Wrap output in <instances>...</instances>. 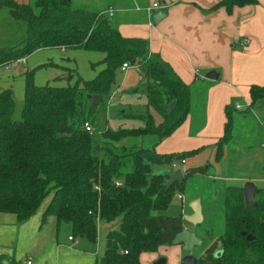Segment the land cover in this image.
I'll list each match as a JSON object with an SVG mask.
<instances>
[{"label": "trees", "instance_id": "1", "mask_svg": "<svg viewBox=\"0 0 264 264\" xmlns=\"http://www.w3.org/2000/svg\"><path fill=\"white\" fill-rule=\"evenodd\" d=\"M255 2L220 0L213 8L224 7L231 12L235 6ZM0 7L26 23L22 45L0 47V67H12L46 47L104 54V66L94 78L85 80L77 75L73 84L65 86L34 83L35 69L45 64L26 71L20 119L13 118V91L0 90V212L13 213L22 223L51 195L42 222L54 217L58 224L69 223L73 236L91 242L97 239L99 224H111L97 264H142V252L171 245L185 228L181 214L163 212L175 193L183 192L185 180L205 172V167L186 168L183 182L167 189L170 173L155 172L152 166L171 167L172 162L199 150L158 154L142 145L118 143L126 136L155 135L158 141L169 136L190 110L189 85L158 54L149 51L145 39L122 36L101 12L73 7L71 0H35L33 5L0 0ZM124 62L137 65L147 79V102L141 109H123L117 114L140 119L142 125L105 128L100 133L86 131L83 122L93 118L98 106L108 99ZM94 95H101L103 100L92 109ZM249 96L251 108L264 100V85H251ZM172 101L169 112L161 108ZM151 108L161 115V123L155 122ZM230 109L225 107L224 133L215 144V161L221 159L231 137ZM195 264H264V187L255 189L250 204L245 201L244 187L225 188L223 231L196 257Z\"/></svg>", "mask_w": 264, "mask_h": 264}, {"label": "crops", "instance_id": "2", "mask_svg": "<svg viewBox=\"0 0 264 264\" xmlns=\"http://www.w3.org/2000/svg\"><path fill=\"white\" fill-rule=\"evenodd\" d=\"M15 1L28 3L27 0ZM156 1L165 5L166 15L157 24H153L151 15L135 10V6L144 7ZM219 1L71 0L73 7L92 12L115 9L108 19L122 36L145 39L149 51L158 54L172 67L178 77L188 84L189 88L191 87L190 100L192 86L197 85L195 91L198 95L204 94L202 114L196 117L189 110L184 121L169 136L155 141L152 149L158 154L199 150L195 155L186 158V163L188 162L186 165L191 166H185V169L203 166L205 173L213 163L198 165L191 162L199 161L207 147L216 155L215 144L224 133L225 107L231 106L233 120L234 111L245 117L246 113L258 106V102L264 101L258 100L248 112L246 109L235 108L237 103L242 105L250 103L251 85H264V0L235 6L231 12L224 7L213 8ZM22 62H25V58H22L19 64ZM19 64L10 68L2 67L8 72L11 68H16V72H13L16 75H11L10 81L28 71ZM210 71L217 73L218 77L207 78L206 74ZM138 78L139 81L143 78L141 72ZM2 85L0 80V87H3ZM121 88L120 85L117 86V94L120 93ZM133 97L127 98L123 93L117 98L115 96L119 100V106L125 103L145 105L147 102V98L145 100L141 98L138 102ZM150 113L154 118L156 115L154 119L156 123L162 122V117L154 109L151 108ZM114 120L123 128H136L142 125L140 120H130V123L129 120ZM233 144L231 140L226 145L230 149ZM227 151L224 147L222 159ZM245 183L252 182L245 181ZM246 184L237 186L244 187ZM254 187L263 186L254 185ZM49 199L22 223L17 221L15 214L0 212V264H13V261L14 264H26L29 259L30 264H97L98 259L103 255L105 242L101 241L93 250L81 249L79 246H85L86 242L91 241L84 237L73 236L69 223L58 224L54 217L42 222V215ZM60 226L68 232L66 237L60 236ZM110 226L111 224L101 223L100 227L105 228L104 236ZM185 227L195 230L194 227ZM97 240L98 235L96 241L91 243L95 244ZM165 246H159L158 252H145L146 256L150 254V258L155 261L160 252L164 255L167 250L175 251L177 254L183 251L181 245ZM143 254L144 252L140 254V259ZM180 258L179 264H182Z\"/></svg>", "mask_w": 264, "mask_h": 264}, {"label": "rangeland", "instance_id": "3", "mask_svg": "<svg viewBox=\"0 0 264 264\" xmlns=\"http://www.w3.org/2000/svg\"><path fill=\"white\" fill-rule=\"evenodd\" d=\"M34 1L35 0H27V2H30L32 5ZM25 38L26 23L23 20L14 19L7 8L0 7V47L22 45ZM103 57L104 54L100 51L84 50L80 48H68L62 51L59 47H46L35 50L31 54L25 56V62L20 64L24 69L28 70L45 64L35 69L32 79L36 85L50 83L52 85L65 86L67 84H73L77 75L85 80L94 78L104 66L102 63ZM15 69L16 68H11L10 72H8L5 68L0 67V80L3 84V87L0 88H12L15 102L13 118L20 119L24 98L25 79L23 73L21 77L17 75L14 80L10 81L11 75H16L13 73L16 72ZM140 72L141 69L137 65L125 72H117L115 83L111 88L113 92H116V98L123 93L127 98L134 96L133 98L138 102H140L141 98L144 100L146 99V82H144V77L139 81L138 76ZM70 74L72 76L68 78ZM118 85L122 88L120 93L117 94L118 90L116 88ZM196 87L197 85L192 86L190 100V113L195 116L202 114L204 102V94L198 95L195 91ZM116 98L112 99V101L106 100L104 103L100 104L95 116L88 119V121H91L93 131L100 133L105 128L114 130L120 128L121 126L117 125V121L114 119H121L122 121L129 120V123L130 120H140L137 118H123L118 114L122 113L123 109L136 111L137 109L143 108L144 104L130 105L125 103V105L119 106V100ZM258 103V106L251 112L246 113L245 117H242L235 111L233 112L236 115L233 114L232 132L228 142L232 140L234 144L230 149L229 146H224L225 150L227 148L228 151L225 153L226 155H224L223 159L221 157L219 163H216L214 159L215 152L212 154L208 147L202 152L199 161L191 162L198 165L213 164L206 173L202 171L203 173L191 174L184 182L183 192H181L182 198H179V192H176L169 207L163 212L167 215L181 214L183 217L192 212L190 203L196 199L200 200L202 221L194 226L187 221L184 223L185 226L194 227V232L202 238V244L195 247L191 252L194 257L203 254L211 244H214L216 238L223 231L225 188L229 185L246 184L245 181L264 187V101ZM154 116L156 118V115ZM139 122L142 124L141 120ZM155 141H158L155 135H145L141 137L126 136L118 144L126 147L137 144L146 148H152ZM186 164H188V162L178 165V169L183 173L185 166H191ZM152 169L155 172L172 173L175 171L167 165H153ZM49 198L50 195L47 196L42 203L44 204ZM100 225H98L97 231L98 242L95 244L86 242L85 246H79L81 249L93 250L101 241L105 242V232L103 231L105 228L100 227ZM60 227V236L66 237L68 232L64 227ZM165 247H172V244L166 245ZM158 251L157 249L156 252ZM162 254L163 253L160 252L158 256L165 257L167 264H179V258L181 256L183 258L185 252L180 251V254H177L175 251L167 250L164 255ZM159 257H157V259ZM182 258H180V262ZM140 260L143 264H154L155 262L150 258V254L146 256L145 252Z\"/></svg>", "mask_w": 264, "mask_h": 264}, {"label": "water", "instance_id": "4", "mask_svg": "<svg viewBox=\"0 0 264 264\" xmlns=\"http://www.w3.org/2000/svg\"><path fill=\"white\" fill-rule=\"evenodd\" d=\"M166 15V10L164 8H160L155 10L151 15V22L153 24H157L161 18H163ZM207 78L210 79H216L218 77V74L214 71H210L206 74ZM147 79H144V82H146ZM103 97L101 95H94L91 107L94 109L97 106V103L102 101ZM174 106V102H170L169 104H163L161 105V108L169 112ZM184 180V173L181 170H175L174 172L170 173L168 175V178L165 182V187L168 189L172 184L178 182L182 183ZM255 187L252 183H247L244 186V195H245V201L246 203L250 204L253 201L254 198V192ZM191 213L188 215H184L183 219L184 221L190 222L193 225H197L202 221V207L201 202L199 199L193 200L190 203ZM249 239H252L253 237L251 235H248ZM172 245H181L183 251L185 252V255L182 258V264H195L196 263V257L191 253L195 247H198L202 244V238H200L194 230H191L189 228L182 229L179 233H177L174 237V239L171 242ZM154 264H167V260L165 257H159L155 260Z\"/></svg>", "mask_w": 264, "mask_h": 264}, {"label": "built area", "instance_id": "5", "mask_svg": "<svg viewBox=\"0 0 264 264\" xmlns=\"http://www.w3.org/2000/svg\"><path fill=\"white\" fill-rule=\"evenodd\" d=\"M164 7H165V5H163L162 3L156 1V2H153L152 4L144 6V7L136 5L135 6V10L144 11V12L148 13V15H152V13L155 10L160 9V8H164ZM114 11H115V9L108 8L106 10H103L101 13L105 14V15H107L109 17V16L113 15ZM134 66H136V65H131L129 62H124L120 66L119 71L120 72H125L126 70H128L129 68L134 67ZM115 96H116V92H111V94H110V96L108 97L107 100L108 101H112V99H115ZM235 108L238 109V110H244V109H250V106H249V104L248 105H242L240 103H237L235 105ZM83 127L86 129V131L93 132V127H92V124H91L90 121H88V120L84 121L83 122ZM185 163H186V159H181L180 161H174V162L171 163V168H173L174 170H179L178 169V165H182V164H185ZM116 185H120V182L116 181ZM178 197L182 198V195L178 194ZM69 239H72V237H69ZM30 263H31L30 259L26 261V264H30Z\"/></svg>", "mask_w": 264, "mask_h": 264}]
</instances>
